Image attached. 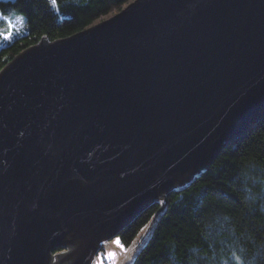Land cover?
<instances>
[{
    "label": "water",
    "instance_id": "water-1",
    "mask_svg": "<svg viewBox=\"0 0 264 264\" xmlns=\"http://www.w3.org/2000/svg\"><path fill=\"white\" fill-rule=\"evenodd\" d=\"M263 112L264 0H132L23 49L0 70V264H131L153 222L118 233Z\"/></svg>",
    "mask_w": 264,
    "mask_h": 264
},
{
    "label": "trees",
    "instance_id": "trees-1",
    "mask_svg": "<svg viewBox=\"0 0 264 264\" xmlns=\"http://www.w3.org/2000/svg\"><path fill=\"white\" fill-rule=\"evenodd\" d=\"M131 1L0 0V20L23 22L0 47V70L40 40L79 32ZM151 222L131 264H264V112L183 189L151 202L116 237L128 247Z\"/></svg>",
    "mask_w": 264,
    "mask_h": 264
},
{
    "label": "rangeland",
    "instance_id": "rangeland-1",
    "mask_svg": "<svg viewBox=\"0 0 264 264\" xmlns=\"http://www.w3.org/2000/svg\"><path fill=\"white\" fill-rule=\"evenodd\" d=\"M22 29H23V22L19 16H8V17H4L3 19H1L0 20V47L3 46L6 43V41L11 40ZM10 32L12 33V38L8 40L4 39V37L7 36ZM99 250L105 253L104 247H102L101 245L97 251Z\"/></svg>",
    "mask_w": 264,
    "mask_h": 264
},
{
    "label": "snow or ice",
    "instance_id": "snow-or-ice-1",
    "mask_svg": "<svg viewBox=\"0 0 264 264\" xmlns=\"http://www.w3.org/2000/svg\"><path fill=\"white\" fill-rule=\"evenodd\" d=\"M56 0H52V3L55 4ZM7 19V18H6ZM12 38V33L10 32L7 36L4 37V39L8 40ZM163 203V202H161ZM145 227H147V225H145ZM143 231V229H142ZM116 243L122 248L124 249V245L120 242L119 238H117ZM125 251H127V249H124ZM109 256H114L115 253H109Z\"/></svg>",
    "mask_w": 264,
    "mask_h": 264
},
{
    "label": "flooded vegetation",
    "instance_id": "flooded-vegetation-1",
    "mask_svg": "<svg viewBox=\"0 0 264 264\" xmlns=\"http://www.w3.org/2000/svg\"><path fill=\"white\" fill-rule=\"evenodd\" d=\"M117 238H118V237H117ZM64 251H66V248L62 247V248L60 249V252H58V253H61V252H64Z\"/></svg>",
    "mask_w": 264,
    "mask_h": 264
}]
</instances>
